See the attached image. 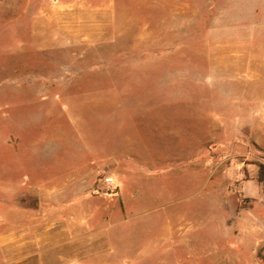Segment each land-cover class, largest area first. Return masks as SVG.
<instances>
[{
    "label": "rangeland",
    "instance_id": "obj_1",
    "mask_svg": "<svg viewBox=\"0 0 264 264\" xmlns=\"http://www.w3.org/2000/svg\"><path fill=\"white\" fill-rule=\"evenodd\" d=\"M259 165L264 0H0V264H264Z\"/></svg>",
    "mask_w": 264,
    "mask_h": 264
},
{
    "label": "trees",
    "instance_id": "obj_2",
    "mask_svg": "<svg viewBox=\"0 0 264 264\" xmlns=\"http://www.w3.org/2000/svg\"><path fill=\"white\" fill-rule=\"evenodd\" d=\"M257 181L260 183H264V166L259 165L258 172H257Z\"/></svg>",
    "mask_w": 264,
    "mask_h": 264
},
{
    "label": "crops",
    "instance_id": "obj_3",
    "mask_svg": "<svg viewBox=\"0 0 264 264\" xmlns=\"http://www.w3.org/2000/svg\"><path fill=\"white\" fill-rule=\"evenodd\" d=\"M11 241H14V240H11ZM29 243H31V242H29ZM32 243L34 244V242H32ZM60 244H63L64 248H58L56 250L59 254H62L64 250H66V252H67L68 249L70 250L69 252H71V243L68 245L67 242H61Z\"/></svg>",
    "mask_w": 264,
    "mask_h": 264
}]
</instances>
